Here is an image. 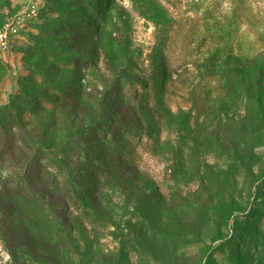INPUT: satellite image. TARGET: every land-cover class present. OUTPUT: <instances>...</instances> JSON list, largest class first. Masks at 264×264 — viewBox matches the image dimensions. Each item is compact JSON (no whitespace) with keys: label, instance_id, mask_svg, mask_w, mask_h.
<instances>
[{"label":"rangeland","instance_id":"374dc122","mask_svg":"<svg viewBox=\"0 0 264 264\" xmlns=\"http://www.w3.org/2000/svg\"><path fill=\"white\" fill-rule=\"evenodd\" d=\"M83 1L0 0V264H264V0Z\"/></svg>","mask_w":264,"mask_h":264},{"label":"trees","instance_id":"16d2710c","mask_svg":"<svg viewBox=\"0 0 264 264\" xmlns=\"http://www.w3.org/2000/svg\"><path fill=\"white\" fill-rule=\"evenodd\" d=\"M83 4L86 5L89 12L96 13V8H95L96 4H95L94 0H84ZM240 11H241V14H248L245 7H241ZM236 19H237V16L235 15V19H232V22L234 23L236 21ZM233 23L228 22V24L226 26H221L222 25L221 23L215 24L214 28L220 27V30H218V28H216L214 31L215 34L213 36L216 39L221 40V41H229L234 36V32H235V28L233 26ZM76 24H77V25H75L76 28H79L81 31L87 30L84 27L85 24L82 21H77ZM77 65H78V61L76 59L70 60L68 63L67 62L64 63V66L68 67L69 69L75 68ZM44 82H47L49 84L48 86H49L50 90H53L54 92H57L59 94H64V95L66 94V91H64L65 86L63 85V83H53L47 79H44ZM261 114L264 118V111L263 110L261 111ZM2 125H3L2 120H0V126H2ZM101 137L104 138V134L101 135ZM108 137L111 139H115V134L109 133ZM105 139H106V137H105ZM61 169L63 171H61V173H62L61 178H59L57 180V182H58L57 185L62 186L64 188V190L67 193H69L70 190H72L73 186L76 184L75 177H74L73 172L69 171V169H64L62 167H61ZM104 173L105 172H102V174H104ZM31 186L32 185H31L30 181L25 179L23 182L17 183L15 188L20 190V191L23 190L26 194H29L30 196H34V194L32 193ZM74 205L75 206L78 205V210L82 209L83 211H85L84 210V203L78 197H75ZM262 216H264V215L260 214L259 211L255 210L251 216L246 217L247 219L245 222H248L249 219L250 220H256L258 222ZM233 217H234V215L230 214L227 216V220L230 221L231 219H233ZM239 231H240L239 229L236 230V232H238V233H239ZM68 236H69V233L67 231L64 230V231L60 232L61 238H65ZM58 245H59V243H58Z\"/></svg>","mask_w":264,"mask_h":264},{"label":"built area","instance_id":"2783aa9c","mask_svg":"<svg viewBox=\"0 0 264 264\" xmlns=\"http://www.w3.org/2000/svg\"><path fill=\"white\" fill-rule=\"evenodd\" d=\"M36 10L23 11L9 19V21L0 30V51L7 52L10 49V41L18 32L19 27L26 19L34 17Z\"/></svg>","mask_w":264,"mask_h":264}]
</instances>
